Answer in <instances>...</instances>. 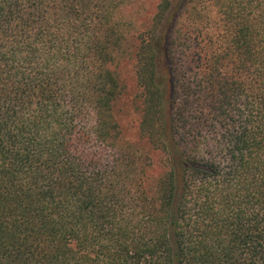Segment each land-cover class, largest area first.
<instances>
[{
    "label": "trees",
    "instance_id": "trees-1",
    "mask_svg": "<svg viewBox=\"0 0 264 264\" xmlns=\"http://www.w3.org/2000/svg\"><path fill=\"white\" fill-rule=\"evenodd\" d=\"M125 2L0 0V264H264V0L131 34L159 172L113 113Z\"/></svg>",
    "mask_w": 264,
    "mask_h": 264
},
{
    "label": "rangeland",
    "instance_id": "rangeland-1",
    "mask_svg": "<svg viewBox=\"0 0 264 264\" xmlns=\"http://www.w3.org/2000/svg\"><path fill=\"white\" fill-rule=\"evenodd\" d=\"M161 0H127L125 4L117 12V18L120 20L119 30L127 36L124 47L118 51L115 58L111 61L109 67L115 71L118 76V82L121 87V95L113 107V113L117 120L123 139L127 144V151L132 149L137 152L138 156H142L144 152L149 151L152 157V162H155L153 170L162 168L160 163L159 150L150 146L139 129V121L141 118L142 96L141 88L136 82V76L133 70L134 59L130 53L131 49V34L135 33L140 41L146 36V27L151 23L156 12V7ZM173 1V0H172ZM209 17L214 22L217 19L213 9L207 10ZM127 45V47H126ZM159 56L160 73L165 74L163 83H165L167 96L169 82L166 75V62L164 54ZM144 159V156H143ZM147 164V163H146ZM151 169L152 167H147Z\"/></svg>",
    "mask_w": 264,
    "mask_h": 264
}]
</instances>
